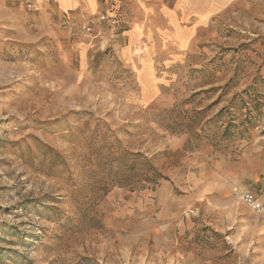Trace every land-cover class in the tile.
I'll list each match as a JSON object with an SVG mask.
<instances>
[{"label": "rangeland", "instance_id": "obj_1", "mask_svg": "<svg viewBox=\"0 0 264 264\" xmlns=\"http://www.w3.org/2000/svg\"><path fill=\"white\" fill-rule=\"evenodd\" d=\"M234 12L145 102L79 25L0 5V264H264V0Z\"/></svg>", "mask_w": 264, "mask_h": 264}, {"label": "crops", "instance_id": "obj_2", "mask_svg": "<svg viewBox=\"0 0 264 264\" xmlns=\"http://www.w3.org/2000/svg\"><path fill=\"white\" fill-rule=\"evenodd\" d=\"M238 0H0V5L28 7L60 20L72 30L82 23L100 29L96 37L101 51L114 54L134 67L142 87V100L149 101L158 86L154 73L159 53L184 54L209 33L215 19L235 15ZM110 24L99 23L101 15ZM173 57L177 58L179 55Z\"/></svg>", "mask_w": 264, "mask_h": 264}, {"label": "built area", "instance_id": "obj_3", "mask_svg": "<svg viewBox=\"0 0 264 264\" xmlns=\"http://www.w3.org/2000/svg\"><path fill=\"white\" fill-rule=\"evenodd\" d=\"M99 23L102 26L110 24V17L108 15H101L99 17ZM80 33L85 37L91 38V41L96 40L100 29L94 23H82L79 27ZM239 199L248 206V208L256 212V214L264 221V203H262L252 191L241 192Z\"/></svg>", "mask_w": 264, "mask_h": 264}, {"label": "water", "instance_id": "obj_4", "mask_svg": "<svg viewBox=\"0 0 264 264\" xmlns=\"http://www.w3.org/2000/svg\"><path fill=\"white\" fill-rule=\"evenodd\" d=\"M1 210V209H0ZM0 217H1V212H0Z\"/></svg>", "mask_w": 264, "mask_h": 264}]
</instances>
